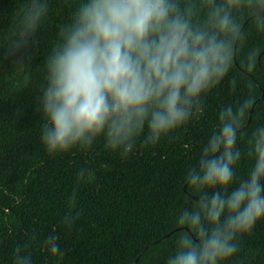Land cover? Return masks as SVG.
Returning a JSON list of instances; mask_svg holds the SVG:
<instances>
[{
    "label": "clouds",
    "instance_id": "1",
    "mask_svg": "<svg viewBox=\"0 0 264 264\" xmlns=\"http://www.w3.org/2000/svg\"><path fill=\"white\" fill-rule=\"evenodd\" d=\"M47 12L46 0H30L21 10L10 55L37 46ZM245 20L264 32V0H81L46 61L38 99L44 148L53 155L85 151L103 139L106 149L126 158L139 138L155 145L185 128L227 77ZM27 59L17 62L23 67ZM251 103L220 109L218 126L189 176L199 200L177 220L193 231L176 234L167 264H222L264 220V126L248 140L254 161L248 178L232 187ZM66 223L71 226V213ZM56 239L46 247L62 255ZM16 260L31 264L19 248Z\"/></svg>",
    "mask_w": 264,
    "mask_h": 264
},
{
    "label": "trees",
    "instance_id": "2",
    "mask_svg": "<svg viewBox=\"0 0 264 264\" xmlns=\"http://www.w3.org/2000/svg\"><path fill=\"white\" fill-rule=\"evenodd\" d=\"M46 2L37 46L10 55L17 17L30 0H0V264H17L18 248L31 264H167L176 234L193 231L177 220L197 202L192 197L199 198L189 176L218 126V113L246 100L252 103L242 120L232 187L249 176L254 161L248 140L264 126V32L243 22L227 77L207 96L203 114L170 137L147 146L141 137L126 158L106 149L103 139L85 151L53 155L41 142L38 99L47 58L81 0ZM25 57L30 59L22 67L17 60ZM83 169L90 176L81 177ZM49 238H57L62 255L48 250ZM222 264H264V220Z\"/></svg>",
    "mask_w": 264,
    "mask_h": 264
},
{
    "label": "water",
    "instance_id": "3",
    "mask_svg": "<svg viewBox=\"0 0 264 264\" xmlns=\"http://www.w3.org/2000/svg\"><path fill=\"white\" fill-rule=\"evenodd\" d=\"M253 109L251 110V112H250V120L249 121H251V119H252V115H253ZM195 201H198L199 200V198L197 197V196H193L192 197Z\"/></svg>",
    "mask_w": 264,
    "mask_h": 264
}]
</instances>
